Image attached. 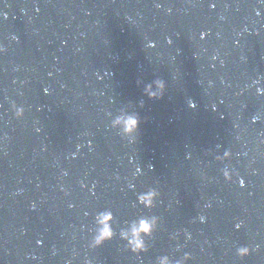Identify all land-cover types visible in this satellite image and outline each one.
Returning a JSON list of instances; mask_svg holds the SVG:
<instances>
[{"label": "water", "instance_id": "water-1", "mask_svg": "<svg viewBox=\"0 0 264 264\" xmlns=\"http://www.w3.org/2000/svg\"><path fill=\"white\" fill-rule=\"evenodd\" d=\"M0 43V264H264L261 0H0ZM125 112L132 144L111 127ZM105 209L117 236L92 249ZM145 215L161 226L138 257L118 233Z\"/></svg>", "mask_w": 264, "mask_h": 264}, {"label": "clouds", "instance_id": "clouds-1", "mask_svg": "<svg viewBox=\"0 0 264 264\" xmlns=\"http://www.w3.org/2000/svg\"><path fill=\"white\" fill-rule=\"evenodd\" d=\"M261 3H264V0H261ZM214 7V5H213ZM6 15V14H5ZM259 15V12H257ZM204 34H202L203 37ZM154 43L152 42V47H154ZM7 49L4 47L2 43H0V54L6 52ZM262 81L261 79H257L253 82V84L257 87L258 94L264 95V87H261ZM145 93L151 98H157L163 96L166 90V83L163 80H155L153 83L148 84L145 87ZM47 91V90H45ZM12 111L15 114V118L17 120H21L25 117L26 108L22 105H17L15 102L12 103ZM259 119L258 116L253 117V122H256ZM140 125V118L135 113H122L120 115L115 116L111 121V127L114 129H118L122 138L128 141V143L132 144L137 141L138 131ZM39 131V129H37ZM232 158L231 150L224 151L222 156H217V159L220 161L230 160ZM139 172L140 169H137ZM222 174L224 178L231 182L233 179V171L225 167L222 170ZM239 176V173H236ZM240 186L243 187L245 185V181L243 178L239 180ZM134 187V185H131ZM161 193L157 188H149L145 192H141L138 194V202L143 205L145 208L152 209L157 206V203L160 199ZM201 223L205 222L206 217L201 215L199 217ZM242 223H237L236 228L239 229L242 227ZM94 229L93 235L89 242V247L92 249H97L102 247L106 242L111 241L117 236V227L118 221L116 219L115 214L110 209H105L99 211L94 218ZM116 225V227H114ZM161 220L159 216L156 215H145L141 216L134 221L131 222L128 228H119V238L126 242V247L132 253H135L138 257L141 253H147L149 251V243L146 239L153 238L154 234L160 230ZM176 239L175 236L172 237ZM180 248H177L179 251ZM260 251V245L256 244L254 246L251 245H238L235 248L236 256L242 261L246 257H250L254 252ZM193 255L190 252H184L180 258L173 259L172 256L164 254L159 255L156 258L155 264H189L192 261ZM86 264H92L91 260H88Z\"/></svg>", "mask_w": 264, "mask_h": 264}]
</instances>
